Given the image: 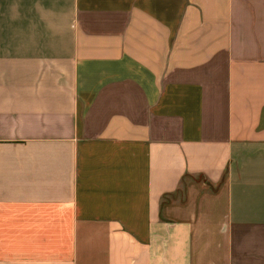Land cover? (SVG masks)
Returning <instances> with one entry per match:
<instances>
[{
    "label": "crops",
    "instance_id": "crops-1",
    "mask_svg": "<svg viewBox=\"0 0 264 264\" xmlns=\"http://www.w3.org/2000/svg\"><path fill=\"white\" fill-rule=\"evenodd\" d=\"M0 264H264V0H0Z\"/></svg>",
    "mask_w": 264,
    "mask_h": 264
}]
</instances>
